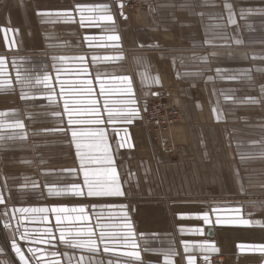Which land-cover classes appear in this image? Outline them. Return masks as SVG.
Listing matches in <instances>:
<instances>
[{
	"label": "crops",
	"instance_id": "0c3cea01",
	"mask_svg": "<svg viewBox=\"0 0 264 264\" xmlns=\"http://www.w3.org/2000/svg\"><path fill=\"white\" fill-rule=\"evenodd\" d=\"M123 1L0 0V59L5 62L0 74V113L5 114L0 115V264H20L13 239L28 264H145L147 257L160 259L156 264L166 259L188 264L189 257L193 264H216L218 257L224 258L222 264H264V109L257 108V103L264 106V0H223V14L219 5L209 8L215 0H154L133 28L121 10ZM104 15L112 20L100 19ZM110 35L118 39L108 40ZM45 74L54 90L51 102L45 98L49 89L36 83ZM124 76L131 82L134 105L122 103L129 97L118 91L100 95L101 83L124 87L118 79ZM165 83L178 99L175 106L186 107L189 125L178 134L181 147L170 159L137 141L136 119L109 121L104 111L107 98L109 108L135 107L142 117L148 98ZM87 87L91 96L81 91ZM22 91L36 98L21 99ZM65 99L74 112L97 107L104 123L70 126ZM88 99L96 105L72 103ZM17 121L22 129L10 127ZM100 129L103 141L71 135L72 130ZM77 143L92 159L102 157L107 145L112 165L86 162L85 168L115 167L123 195L89 197L87 188L83 196L49 194V189L84 185ZM21 148L25 154L46 150L38 162L52 168L32 171L30 178L26 168L18 169L33 164L29 155L18 157ZM53 207H83L88 219L57 225L51 212L14 211ZM206 213L211 223L200 218ZM244 219L252 223L241 224ZM26 229L27 240L22 238ZM61 230L77 239L88 237H75L76 232L92 230L98 253L65 246ZM101 230L131 231L136 249L126 248L120 237L105 253ZM148 244L156 248L146 257ZM29 248L43 251L33 256ZM130 250L140 259L123 255Z\"/></svg>",
	"mask_w": 264,
	"mask_h": 264
},
{
	"label": "snow or ice",
	"instance_id": "6c2138e0",
	"mask_svg": "<svg viewBox=\"0 0 264 264\" xmlns=\"http://www.w3.org/2000/svg\"><path fill=\"white\" fill-rule=\"evenodd\" d=\"M120 7L123 8V4H120ZM230 9V5H226ZM85 9H78V11L83 12ZM88 11H92V9H87ZM41 15H48V14H41ZM61 15V14H57ZM67 15V14H63ZM85 17L81 15V22H83ZM100 19L111 21L112 16L111 15H104L101 16ZM229 19L231 21V13L229 14ZM6 31V30H5ZM108 40H117L118 37L115 35H110L107 37ZM83 59V58H81ZM119 59V57L117 58ZM4 60L0 59V74L3 72L4 68ZM86 72L87 69H84ZM234 78V77H233ZM19 79V78H18ZM125 86L114 88L112 86H108L104 83L100 84V95H105L106 93H110L112 91H118L124 94H127L129 97L128 99L122 101V103L128 104V105H134L136 103L134 97L132 96V87L131 82L129 81L128 77H119L118 78ZM59 82V81H58ZM156 83H159V80H155ZM36 83L40 84L43 83L46 89H49V95L45 98H47L50 102L52 100V95H54V90L51 89L50 86V77L48 75H43L42 79L40 77L36 78ZM83 84L90 85V80L83 81ZM61 91L63 92L64 84L60 82ZM81 91L86 92L88 96L92 95V88L87 87L86 89H82ZM36 97L29 95L28 93H25L22 91L21 99H34ZM73 104H81V103H87L89 105H96L97 101L95 99H88L87 101L82 100H73ZM109 100L106 98L104 100V111L108 114L109 121H113L115 119H122L123 121L127 123H131L133 119H135L138 116V111L135 107H127L120 110H114L108 107ZM64 109L68 113V124L71 125H99L104 123V120L99 115V109L97 107H91L87 109H81L76 110L75 112L73 110H70L69 108V100H64ZM84 114H87L88 116L92 118L88 119H81V118H73L74 116H82ZM0 115H5L4 113H0ZM10 127L15 128H23L24 125L17 121L14 125H10ZM71 135L73 139L75 140L77 137H100L101 141L104 139V132L102 129L100 130H72ZM19 138L24 139L25 136L21 135ZM85 147L92 148L94 145L92 144H85ZM123 146V145H122ZM76 147L78 149L77 155L80 157L81 162V169L83 170L84 175V185L81 187L79 185H72L70 189H49L50 195H75V196H83L85 193L83 191V188H87V195L89 197H103V196H120L123 195V192L121 191L118 182H117V173L115 167H107V168H96V169H86L85 163H95V164H107L112 165L113 161L111 156L108 154V148L105 144L103 147V156L100 158H89L87 153L81 154L79 149L81 148V144L77 143ZM98 147V146H97ZM4 203V199L0 197V204ZM16 212L28 214V213H49L55 215L56 223L57 225H60L62 221L64 220H87L88 216L86 215V210L83 207H53L51 209L49 208H21V209H14ZM213 211H217L216 209H213ZM28 219H35L34 216L27 217ZM44 220H47V216L41 217ZM204 220L205 223H211V219L209 214H204L202 217H200ZM243 225H249L252 222L244 219L240 221ZM124 228L130 229V224H124ZM199 231V230H197ZM48 230L45 229V233H47ZM50 235V233H49ZM72 234L69 233L68 236H66L65 231H60V242L64 244L65 246L74 248V249H86L87 251L91 253H98L99 249L97 247V240L94 238L95 233L92 230H88L87 232H76L75 237H81V236H87L88 239H77V238H69ZM133 236V233L131 231H126L122 233L118 232H106L101 230L99 232V239L100 242L104 244V252L107 253L110 251L108 244L111 242H116L118 238L122 237L124 241V245L126 248L130 249H136V244L132 243L130 241V238ZM23 239H28L29 234L27 232V229L25 230L24 235L22 236ZM37 237H33V241L35 242ZM45 244H50V240H44ZM12 250L16 253V256L18 257L20 264H28V261L25 257V254L21 251V248L18 246L15 239H13L11 244ZM54 247V245H53ZM201 250H204L205 246L201 245L199 246ZM189 250L188 245H185V251L187 252ZM212 251H216L214 247L211 248ZM42 249H33L29 248L28 252L32 254L33 256L36 255L37 252H42ZM260 251L264 252V248H261ZM172 253H165V256H169ZM52 256H55L56 253L52 252ZM124 256L129 257L131 259L139 260L140 254L138 251L130 250L125 251L123 253ZM205 260L207 261L208 258L205 257ZM38 264H43L42 261L38 262ZM51 264H59V261L53 260ZM77 264H82V261H78ZM127 264V262H125ZM166 264H170V261L166 259ZM188 264H193V258L189 257Z\"/></svg>",
	"mask_w": 264,
	"mask_h": 264
},
{
	"label": "rangeland",
	"instance_id": "374dc122",
	"mask_svg": "<svg viewBox=\"0 0 264 264\" xmlns=\"http://www.w3.org/2000/svg\"><path fill=\"white\" fill-rule=\"evenodd\" d=\"M153 1L154 0H125L121 3V4H123V8H121V10L129 18L128 25H131V28L136 27V25L139 24L138 19L141 17H144L146 14H148L152 10ZM127 3L129 4V6L126 5V7H125V4H127ZM222 3H223V0H219V1L215 0L214 6H210L209 8L210 9H215L216 7L218 8L217 5L221 6ZM124 7H125V9H124ZM222 8H223V6H221V8H219V9H221V11H220L221 14L224 13V10H222ZM217 10H211V11H214L217 13L218 12ZM156 36H157V33H156ZM162 39L165 40L163 37H162ZM36 41H37V39H36ZM166 71L169 72L167 69H166ZM156 73H158L157 70H156ZM164 76L167 77V75H165V74H164ZM170 83H171V81H170ZM161 86H162L161 89H159L161 92H159V94H157L156 96H159V95L163 96L161 101H163L165 103L168 101L170 104H172V105L177 104V106H178L177 97L175 95L171 94V92L168 90L166 83L161 84ZM174 88H176V87H174ZM154 96L155 95H153V97ZM153 97H149L151 99L148 98V100L146 101L147 105H149L150 101L153 100L152 99ZM257 104H258L257 105L258 110L264 109V106H262L260 103H257ZM17 105L21 106L18 104V102H17ZM22 108H23V106H22ZM179 109L181 111L180 117L178 120L179 123L177 122L170 131L162 133V134H164V135L161 134L163 136V138L160 135L156 136L154 132L149 131V128L148 129H146L145 127L143 128V115H142V117L140 116V117L135 118L136 119L135 121H137V124H135L136 126L135 127L133 126V127H134V131H136V138L138 139L137 141H139L142 144H145L146 146H149L150 149H153V148L157 149L160 152V154L163 152L167 153L166 157H168V159L177 157V152H178L179 148L181 147L180 146L181 144L178 141L179 140L178 134L180 133V131H183V135H184L185 128L186 127L189 128V125L187 122V117H186V107L184 106L182 109L181 108H179ZM171 133H172V135H171ZM181 140L183 141V138H181ZM2 151L3 150H1V152ZM21 152L22 153L18 154V157H20V156L22 157L21 159H23L24 156H28V155H29V157H31L33 159V164H31L28 167H25L28 164H25V165L23 164L21 166H18V169L21 168L22 171L26 168L24 171H27L29 173L30 178H32L34 175L32 173V171H34V172L39 171L40 172V171H42L41 170L42 168H44V170L48 169V168H52L51 165H48L46 163L40 164V162H38V159H40L42 156L46 155V153H47L46 150L32 149V150L27 151L25 154L24 148H21ZM5 157H7V156L5 155ZM147 223H148V221H147ZM3 232H4V230L2 229V227H0V236L1 237L4 235ZM147 233L151 234V233H153V231L147 229ZM167 247H168V245L166 246V248ZM154 248H156L155 245L148 244V246H146V251H145L146 257L148 255H153L152 253H154ZM218 259H221L222 262L219 263ZM154 260H156V259H151V258L147 257V259H146L147 263H145V264H152V263L156 264L157 261L158 262L160 261V259H158L156 261H154ZM223 260H224V258L218 257L215 259V262H216V264H222V263H224Z\"/></svg>",
	"mask_w": 264,
	"mask_h": 264
},
{
	"label": "built area",
	"instance_id": "2783aa9c",
	"mask_svg": "<svg viewBox=\"0 0 264 264\" xmlns=\"http://www.w3.org/2000/svg\"><path fill=\"white\" fill-rule=\"evenodd\" d=\"M129 4H125V7ZM124 7V9H125ZM163 96H155L149 105L143 111V128H149V131L159 136L164 132L170 131L178 122L180 117V109L168 101L165 103L161 101ZM219 263L222 262L218 259Z\"/></svg>",
	"mask_w": 264,
	"mask_h": 264
},
{
	"label": "bare ground",
	"instance_id": "6f19581e",
	"mask_svg": "<svg viewBox=\"0 0 264 264\" xmlns=\"http://www.w3.org/2000/svg\"><path fill=\"white\" fill-rule=\"evenodd\" d=\"M171 103H172V102H171ZM178 123H179V122H178ZM162 135H164V134H162ZM162 135H160V136H162ZM167 135H168V134H167ZM167 135H166V136H167ZM171 135H172V133H171ZM162 138H163V136H162ZM159 141H160V140H159ZM163 146H164V145H163ZM163 146H162V147H163ZM164 150H165V149H164Z\"/></svg>",
	"mask_w": 264,
	"mask_h": 264
}]
</instances>
